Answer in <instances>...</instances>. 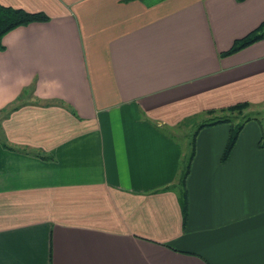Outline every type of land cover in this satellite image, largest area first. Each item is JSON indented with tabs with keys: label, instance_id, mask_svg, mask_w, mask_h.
<instances>
[{
	"label": "crops",
	"instance_id": "1",
	"mask_svg": "<svg viewBox=\"0 0 264 264\" xmlns=\"http://www.w3.org/2000/svg\"><path fill=\"white\" fill-rule=\"evenodd\" d=\"M0 3L49 17L0 50V264H264L263 125L199 130L186 220L168 131L264 103V0Z\"/></svg>",
	"mask_w": 264,
	"mask_h": 264
},
{
	"label": "trees",
	"instance_id": "2",
	"mask_svg": "<svg viewBox=\"0 0 264 264\" xmlns=\"http://www.w3.org/2000/svg\"><path fill=\"white\" fill-rule=\"evenodd\" d=\"M144 1L148 2V1H159V0H144ZM48 20H49V17L44 13L27 12L23 9L5 6L0 3V50H3L5 48L3 44V37L11 30L15 29L18 26L25 25L31 22H36V21L43 22V21H48ZM263 38H264V24H262L259 28H257L256 30H254L253 32L245 36L244 38L238 39L233 45V47L229 51L226 52V54L236 52L254 43L255 41H258ZM251 105L252 104L249 102H242V103L230 106L228 108H225L221 110L222 112L221 115L211 118L207 121H204L203 123H200L196 127L195 131L193 132L192 139H191V150L189 151V153L187 154L184 160L182 171H181V176H180L181 192L179 193V202L182 207L184 220H186V218L188 217V207H189L188 191L185 187V184H186V179L191 170L192 160L195 155V142H196V137H197L199 130L208 125H216V124L224 123V122H230L233 125L230 141L226 147L224 157H223V159L226 160L229 157L235 143L237 142L239 134L241 130L244 128L245 124L250 120H258L260 122V117H257L255 115L254 117L252 116V114L246 115L245 110L248 109ZM16 107L17 106H12L11 108H9V111L16 109ZM236 112L242 114L243 117H245V119H243L242 122L234 124L231 120V117L228 115V113L235 114ZM209 113L211 115L215 114L214 111H211ZM168 187L171 188L173 186H168Z\"/></svg>",
	"mask_w": 264,
	"mask_h": 264
},
{
	"label": "rangeland",
	"instance_id": "3",
	"mask_svg": "<svg viewBox=\"0 0 264 264\" xmlns=\"http://www.w3.org/2000/svg\"><path fill=\"white\" fill-rule=\"evenodd\" d=\"M246 115L252 114V116H257L260 117V123L264 127V103L258 104V105H251L248 109L245 110ZM221 114H216L212 116H205L204 114L195 117L194 120H187L184 121L181 127H176V128H170L168 131L174 135V137L179 141L185 152H189L191 149V139H192V134L195 131L196 127L200 124L203 123L204 121H207L211 118H214L216 116H219ZM228 115L231 117V120L234 124H237L239 122H242L245 117H243L242 114L240 113H235V114H230ZM254 116V117H255ZM188 125L187 128L183 125ZM187 134V136L184 135Z\"/></svg>",
	"mask_w": 264,
	"mask_h": 264
}]
</instances>
